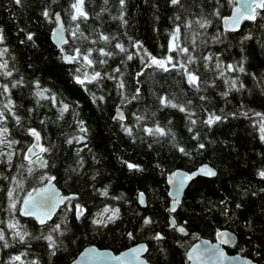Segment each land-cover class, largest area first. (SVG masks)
Here are the masks:
<instances>
[{
  "label": "snow or ice",
  "instance_id": "1",
  "mask_svg": "<svg viewBox=\"0 0 264 264\" xmlns=\"http://www.w3.org/2000/svg\"><path fill=\"white\" fill-rule=\"evenodd\" d=\"M20 2L21 0H14L17 5ZM87 2L90 3L91 0ZM166 3L177 8L183 15H178L176 11L172 13L171 27L165 29L167 32L166 45H160L166 50L159 55L150 52L139 39L134 40L125 32L123 35L129 42L126 46L117 34L105 33L100 24L90 27L86 35L81 30L80 24V21L89 19L90 13L86 10V0H70L65 6L67 28L61 21L60 12H52L48 6L42 8L40 15L44 21H54L55 26L51 27L50 36L58 49L57 59L70 67L71 70L68 73L70 80L80 89L88 92V98L93 104L99 106L107 103L106 96L100 89V84L105 78L115 85L119 101L115 104L110 119L118 123L119 131L133 143L139 140L151 149L154 144L164 141L184 157H190L193 152L206 148L203 141L208 140V137L201 135V129H211L228 120L229 117L233 119L243 117L249 123L254 138L258 139L260 144H264V110H256L246 107L244 103H239L234 109L225 110L221 107L216 111L209 103L210 97L204 94L206 89L220 88L221 90L216 92V95L225 104L231 102L228 98L233 93L252 94L256 92L261 99H264V69L259 72L249 71L251 60L243 46L244 42L251 40V32H244L240 35L239 41L229 43V47L240 46L238 58L225 59L223 52L213 50L211 47V45L223 46L230 35L236 34L237 29L242 30V21L254 22L257 18L264 21V0H226L230 14H222L221 0H215V5L212 4V0H208L207 12L198 2L186 5L183 0H166ZM125 6L126 0H116L118 14L109 13V19L118 20L122 28L127 23ZM109 7L108 0H104L100 11L94 13L95 18L101 20V13L108 12ZM152 7L155 8L156 5L153 4ZM192 7L200 11L193 12ZM214 23L218 27L212 31L209 26ZM181 25L183 40L181 39ZM18 30L24 33L21 44L27 42L33 47L37 46L32 31ZM153 31H157L155 26ZM66 35L71 37V40L66 39ZM114 38L115 43L110 44ZM256 40L258 47L264 52V34H258ZM85 42L86 47L82 46ZM117 55L121 57L120 65L122 66L125 65V61L134 59L139 63L138 70L131 73V78L135 82L134 92L129 93L126 89L123 79L125 71L121 70V67L110 66L108 58ZM8 56H11L10 50L4 35L0 33V78H4L5 81L0 82V177L3 179V183L0 184V196L4 203L2 213H0L2 215L0 248L10 250L0 264H42L41 259L30 252L29 246L32 241L43 242L45 254L52 259L58 252L67 250L64 240L65 234L71 230L70 220L87 223L93 233H98L105 226L119 222L121 209L117 205L119 203L128 204L129 201L124 193L112 195L108 202L94 203L81 202L74 191L68 195L61 194L53 183L55 177L51 174L50 161L45 155L52 151L51 145L45 143L46 137L42 135V130H46L43 126L46 124L47 117L40 118L41 130H38L37 127L27 124L26 118L17 114V106L10 95V88L14 89L24 85L25 82L23 78H12L16 69L14 64L10 66ZM149 68L165 73L170 69L174 70L192 90L193 95L198 97L199 103L194 104L191 99L177 101L175 93L171 95L151 93L157 100L158 107H169L184 114L187 134L195 143V148L191 151L178 142L174 130L170 127V119L161 124L155 119V112L148 108L133 109L130 114L124 108L125 105H130V101H139L142 88L140 81L136 78ZM247 78H250L251 85L244 82ZM9 79L10 83L7 82ZM150 82L154 83V81ZM93 84L96 89L100 90V94L90 90ZM30 85L29 95L34 104L26 109L29 117L33 111H38L41 107L55 109L54 122L61 121L67 112H72L70 123L74 124L73 133H61L65 137V144L75 143L76 145L74 163L65 168V173L69 176L80 175L86 164L85 158L81 155V149L90 153L93 164L97 162L96 154L84 143L88 134L86 121L79 118V114L75 111L77 106L75 102L65 101L58 93L42 85L38 79H32ZM180 92L182 95L183 89ZM9 118L14 122L11 126H9ZM16 133H19V139L15 138ZM208 142L214 143V141ZM219 142L224 143V141ZM256 155L264 159V154L257 152ZM116 160L133 175L143 171L141 164L131 159L118 155ZM155 167L166 176L167 183L171 186L167 190L171 199L165 211L173 214L181 204L180 193L186 184L194 183L201 177L214 178L217 175V171L207 163H201L194 170L187 171L179 168L167 170L159 162ZM97 176L98 171L93 168L89 177L91 182L87 187L100 197H108V185L105 184L101 188L95 187ZM254 176L264 183V164L254 166ZM29 180L32 182L31 187H28L26 183ZM249 192L252 197H256L258 193L264 194V188L255 191L251 188L241 189V199L247 197ZM79 195L83 196L86 193ZM135 201L140 206L148 205L144 191H136ZM219 204L223 207L221 215L229 219H234L236 212L243 208L241 202H236L229 216L228 198L220 200ZM212 206L215 207V205ZM261 214L264 215V209H261ZM135 215L140 220L135 232L125 230L120 233L129 241H133L132 246L126 247L118 254H113L107 249L101 250L90 245L70 258L68 264H153V260L149 257L153 249L164 257L166 249L160 245L166 240V236L160 230L150 231L139 242L135 238L136 233L156 223L152 214L136 212ZM166 227L174 229L176 233L186 232V227L178 226L173 215L168 216ZM244 227L249 232L253 231L254 225L251 217L245 221ZM191 235L195 237L196 233L192 232ZM213 235L215 242L198 239L197 243L192 244H189L188 240H174L173 243L185 249L183 255L190 264H261L259 260L241 255L245 250L239 246L238 238L233 233L217 227ZM72 243L76 241L73 240ZM234 244L239 247V252L236 255L227 254L223 246ZM260 247L259 243L252 242L254 250L251 255L253 257L264 255L261 251L255 250Z\"/></svg>",
  "mask_w": 264,
  "mask_h": 264
},
{
  "label": "trees",
  "instance_id": "2",
  "mask_svg": "<svg viewBox=\"0 0 264 264\" xmlns=\"http://www.w3.org/2000/svg\"><path fill=\"white\" fill-rule=\"evenodd\" d=\"M70 0H21L20 4L14 3V0H0V33L5 37V42L10 50L11 56H8L9 64L15 65L16 71L13 72L12 78H23L25 84L14 89L10 88L15 105L17 106V114L22 118H26L27 124H31L41 130L39 120L41 117H47L46 124L43 126L42 135L46 137L45 143L51 145L52 151L45 154L50 163L51 174L55 177L54 183L61 190L62 194L76 192L81 202H108L112 195L124 193L129 203H119L117 206L121 209V219L118 223L105 226L98 233H93L87 223H78L74 220L69 221L70 232L65 234L66 251H60L58 254L49 259L45 254V246L43 242L32 241L30 244V252L41 259L42 264H67L70 258H73L79 250L88 244H93L99 248H108L113 252H118L130 245L133 241H129L122 236L125 230L135 232V228L139 226V218L136 212L143 214H152L153 220L156 222L150 227L143 229L140 233H136V240L139 242L150 231L160 230L166 240L161 247L166 249L164 257L153 249L149 253V257L153 262L163 264H188L183 252L185 249L173 243L174 240H188L191 244L197 236L215 240L213 235L214 229H227L237 236L239 246L244 248L246 257L259 260L264 264V255L261 257H253L251 255L252 242L259 243L260 248L255 249L264 253V215L261 209H264V194L258 193L256 197H252L251 193L247 197L241 199L240 191L244 188H251L253 191L264 188L259 178L254 176V166L264 164V159L257 156L256 153L264 154V144H260L258 139L254 138V134L248 122L243 117L235 119L229 117L228 120L221 124L215 125L211 129H201V135H207L208 140L203 142L206 148L198 152H193L190 157H184L176 152L171 145L162 141L160 144H154L151 149L146 144L137 140L135 143L130 141L119 131L118 123L110 119L114 112L115 104L118 103L119 97L115 85L106 78L100 84V89L106 96L107 103L97 106L88 98V92L80 89L75 85L68 76L70 67L57 59L58 49L50 40V31L53 22L44 21L40 12L44 6H48L52 12L59 11L64 26L68 27V20L65 16V6ZM186 5L200 3L204 11H208V0H183ZM104 0H86V10L90 13L87 21H80L81 30L87 35L90 27L100 24L105 33L117 34L122 43L126 46L129 44L123 33L133 39H139L144 47L150 52L159 55L166 48L160 45H166L167 32L172 24V13L177 12L183 15L177 8H173L166 3V0H126L125 18L126 25L122 28L118 20L109 19V13L117 15L116 0H108L110 5L108 12L101 13V20H97L94 13L100 11L101 4ZM156 7L153 8L152 5ZM215 5V0H212ZM222 14L229 13V6L226 0H221ZM193 12H199L200 9L191 8ZM102 21V22H101ZM242 30L238 29L234 36H229L228 41L223 46L211 45L213 50H219L224 53L225 59L238 58L240 46L229 47V43L239 41L240 35L244 32H251L250 41L244 42L243 46L250 57L249 71L255 70L259 72L264 69V52L258 47L256 36L264 34V21L257 18L256 21H243ZM157 31H153V27ZM212 31L218 27L217 24L209 26ZM18 29L32 31L36 40V47L20 41L24 39V33ZM66 39L71 40V37ZM181 39H184L183 28L181 25ZM115 43V38L110 44ZM87 46L85 42L84 45ZM99 46V43H98ZM133 51L132 49H129ZM7 55V54H6ZM111 67H121L125 71L124 82L129 93L135 91V82L131 78V73L138 70L139 63L137 60L125 61V65H120L121 57L108 58ZM74 67V66H73ZM196 67V65H193ZM107 70V68L105 69ZM32 79L40 80L41 84L52 89L65 101L77 105L75 111L79 114V118L84 119L87 124L88 134L87 140L84 142L88 148L96 154L97 162L92 163L90 153L81 149V155L85 158V168L80 175H66L65 168L74 163L75 143L67 145L64 143L65 137L61 133L72 134L74 124H71L72 112L69 111L61 119L55 121V109L41 107L38 111H33L29 117L26 109L33 106L34 101L29 95L31 90L30 81ZM140 81L142 93L139 101H130V105L124 108L131 113L133 109L148 108L155 112V119L161 124L171 120L170 127L174 130L178 142L188 150L195 148V143L187 134L185 127L186 121L184 114L176 109L169 107H158V102L151 93L171 95L176 94L177 101L193 100L194 104H198L197 96L193 95L192 90L184 83L174 70L169 72L154 71L151 68L146 69L140 77L136 78ZM154 81V83L150 82ZM0 82H5L4 78H0ZM10 83V79L7 81ZM248 85L252 82L250 78L244 80ZM183 89L181 95L180 90ZM90 90L100 94V90L95 85L90 86ZM220 88L215 90L206 89L205 93L210 97V105L214 106V110L218 111L221 107L225 110L234 109L239 103H244L246 107H252L256 110H264V99H261L258 93L252 94H230V103L225 104L221 98L216 95ZM176 102V101H174ZM22 122H24L22 120ZM14 122L9 118V126ZM15 132V129H13ZM15 138L19 139V133ZM208 141H214L209 143ZM219 141H224L220 143ZM54 142V143H53ZM151 142V141H149ZM125 159H131L141 164L143 171L139 173L128 172L117 160L116 156ZM162 164L167 170H175L176 168L183 170H193L201 163H207L217 171V175L212 177H201L194 183L190 182L178 206L177 211L171 213L177 225L185 226L187 233H176L174 229L166 227L168 214L165 209L168 206L169 198L167 195L166 176L162 174L156 167V163ZM55 165V167H53ZM98 171L95 187L101 188L105 184L108 185V197H100L94 194L87 187L91 181L89 177L92 169ZM3 183L0 177V184ZM27 186L31 187V180L27 181ZM137 190L144 191L148 199V205L140 206L135 201V193ZM86 193L80 196L79 194ZM225 197L229 200V216L231 209L236 202H241L243 208L236 212L234 219H229L221 215L223 207L219 204L220 200ZM212 205H215L213 207ZM4 207L3 198L0 196V213ZM58 209V213H59ZM252 218L254 225L253 231L249 232L245 229L244 223ZM2 219V215H0ZM38 227V226H37ZM192 232L196 236L191 235ZM35 234V232H33ZM75 240L76 243H72ZM227 253H238L237 245L224 246ZM10 250L0 248V262H2Z\"/></svg>",
  "mask_w": 264,
  "mask_h": 264
},
{
  "label": "water",
  "instance_id": "3",
  "mask_svg": "<svg viewBox=\"0 0 264 264\" xmlns=\"http://www.w3.org/2000/svg\"><path fill=\"white\" fill-rule=\"evenodd\" d=\"M55 12H57V11H55ZM59 12V11H58ZM228 14H230V12L228 13ZM61 21H62V23H63V19H62V16H61ZM243 22V21H242ZM241 22V23H242ZM64 24V23H63ZM55 25H54V21H53V26L52 27H54ZM238 30V29H237ZM50 40H51V42H52V44L53 45H55L54 44V42H53V40L51 39V36H50ZM199 166V165H198ZM197 166V167H198ZM182 171H187V170H183V169H181ZM194 170V169H193ZM209 178V177H208ZM53 183H54V181H53ZM55 184V183H54ZM166 184H167V190H168V188L169 187H171L170 185H168V183H167V180H166ZM56 185V184H55ZM188 186V184H186L185 186H184V188H182L181 189V193H180V197H181V200H182V197H183V194H184V190L186 189V187ZM57 187V186H56ZM57 189L61 192V190L57 187ZM61 194H62V192H61ZM62 195H68V194H62ZM167 195H168V191H167ZM168 198H169V201H170V197L168 196ZM55 215V214H54ZM169 215H172L171 213H169L168 214V216ZM178 226H180V225H178ZM223 230H227V229H223ZM227 231H229V232H231V233H233L232 231H230V230H227ZM185 233H187V231L185 232ZM233 235H235L234 233H233ZM198 239L199 240H204V239H207V238H203V237H200V236H197L196 237V239L192 242V243H197L198 242ZM210 242H215V240H210V239H208ZM191 243V244H192ZM93 246V247H96V248H98V249H101V250H104V249H107L109 252H112L113 254H118V252H113L112 250H110V249H108V248H99V247H97V246H95V245H93V244H88V245H85L84 247H88V246ZM130 246H132V245H130ZM84 247H82L79 251H82L83 250V248ZM129 247V246H128ZM125 249V248H124ZM124 249H122V250H120V251H123ZM78 254V253H77ZM227 254H229V253H227ZM237 253H231V254H229V255H236ZM246 258H249V257H246ZM188 264H190V262H187ZM68 264V263H67ZM153 264H161V263H157V262H153Z\"/></svg>",
  "mask_w": 264,
  "mask_h": 264
},
{
  "label": "flooded vegetation",
  "instance_id": "4",
  "mask_svg": "<svg viewBox=\"0 0 264 264\" xmlns=\"http://www.w3.org/2000/svg\"><path fill=\"white\" fill-rule=\"evenodd\" d=\"M251 259H253V258H251ZM254 260V259H253Z\"/></svg>",
  "mask_w": 264,
  "mask_h": 264
}]
</instances>
